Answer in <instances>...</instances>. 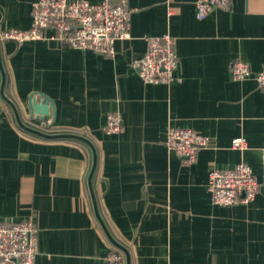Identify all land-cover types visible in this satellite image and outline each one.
<instances>
[{
  "label": "crops",
  "instance_id": "0c3cea01",
  "mask_svg": "<svg viewBox=\"0 0 264 264\" xmlns=\"http://www.w3.org/2000/svg\"><path fill=\"white\" fill-rule=\"evenodd\" d=\"M34 1L0 0V31L28 29ZM195 1L126 0L130 38L116 40L112 56L50 39L0 40L3 93L23 123L91 136L97 210L129 264H264V89L230 72L236 60L264 68V0H231L204 19ZM164 33L174 41V79L145 83L133 62L146 36ZM31 95L52 102L43 120L29 118ZM112 112L123 128L106 133ZM172 127L209 138L193 162L167 148ZM22 128L0 93V223L33 220L35 264H105L116 245L95 214L88 151ZM238 136L246 150L230 148ZM239 162L252 168L259 192L248 203L213 204L210 172Z\"/></svg>",
  "mask_w": 264,
  "mask_h": 264
},
{
  "label": "built area",
  "instance_id": "2783aa9c",
  "mask_svg": "<svg viewBox=\"0 0 264 264\" xmlns=\"http://www.w3.org/2000/svg\"><path fill=\"white\" fill-rule=\"evenodd\" d=\"M231 0H196L195 15L204 19L216 7L227 8ZM133 8L126 0L111 3L107 0L94 4L87 0H35L31 5V23L28 29L9 28L0 31V40L22 43L27 40H56L72 48L89 49L112 56L116 40L130 38V14ZM51 30L52 34H47ZM145 51L135 59L141 79L150 84H167L174 79L177 56L173 38L164 33L146 36ZM234 79L253 78L259 88L264 89V68L253 71L247 63L234 61L230 66ZM123 128L119 113H108L103 130L117 133ZM209 138L190 128H169L166 146L185 163L193 162L201 147ZM230 148L246 150V139L234 137ZM264 163V141L260 148ZM260 184L252 168L239 162L231 169H213L209 174L211 201L216 205L248 203L259 192ZM38 230L32 219L13 223H0V264H35ZM105 264H124L123 255L109 251Z\"/></svg>",
  "mask_w": 264,
  "mask_h": 264
},
{
  "label": "water",
  "instance_id": "95a60500",
  "mask_svg": "<svg viewBox=\"0 0 264 264\" xmlns=\"http://www.w3.org/2000/svg\"><path fill=\"white\" fill-rule=\"evenodd\" d=\"M0 72H1L0 93H1L2 97L11 105V107L13 109V112H14V116H15L16 121L24 129H26V130H28L30 132H33V133H35L37 135H40L42 137H45V138H77V139H80V140H83V141H88L86 138H84V137H82L80 135H77V134H72V133L48 134V133L42 132L40 130H37V129H34L32 127H29V126L25 125L21 121L19 113H18V110L16 109L14 104L3 93V87H4V84H5V73H4V70H3V67H2L1 57H0ZM27 105H28V109H29V118L43 120V118L45 116L49 115V108L52 107V102L47 96H44L42 99L37 100L33 95H31L28 98ZM95 166H96V155H95V152H93V163H92V167H91V170H90V173H89V176H88V185L90 187V191H91V194H92L96 217L98 218L99 222L101 223L103 229L105 230V233L107 234V236L109 237L111 242L125 252V254H126V264H129V255H128L126 249L123 246L119 245L117 242H115L112 239V237L109 235V233H108V231H107V229H106V227H105V225H104V223H103V221H102V219H101V217H100V215L98 213L97 206H96V201H95V198H94V195H93L92 185H91V178H92Z\"/></svg>",
  "mask_w": 264,
  "mask_h": 264
},
{
  "label": "trees",
  "instance_id": "16d2710c",
  "mask_svg": "<svg viewBox=\"0 0 264 264\" xmlns=\"http://www.w3.org/2000/svg\"><path fill=\"white\" fill-rule=\"evenodd\" d=\"M1 42V41H0ZM31 121H29V123H24L25 125L29 126V127H32L34 129H37V130H40L42 132H45V133H48V134H55L52 130H51V127H47V126H44V127H41L39 126L38 124H30ZM23 131H25V133H27L28 135L34 137V138H39V139H44V140H49V138H45V137H42L40 135H37L33 132H30L28 130H25L22 128ZM66 132V131H65ZM63 133V132H62ZM69 133V131H68ZM57 134V133H56ZM72 134H77V135H80L84 138H86L88 141H83V140H80V139H77V138H51L52 140H61V141H69V142H75V143H78L80 144L81 146H83L87 151H88V169H87V174L89 173V170H90V165H91V160H92V148H93V145L94 144V141L92 140L91 136L84 132V131H74L72 132ZM95 146V145H94ZM96 148V146H95ZM96 153H97V156H98V150L96 148ZM96 178H97V168H95L94 170V173H93V176H92V183L93 185L96 183ZM113 250L115 251H118L120 252L123 257H124V264H125V254L124 252L116 247V246H113Z\"/></svg>",
  "mask_w": 264,
  "mask_h": 264
}]
</instances>
